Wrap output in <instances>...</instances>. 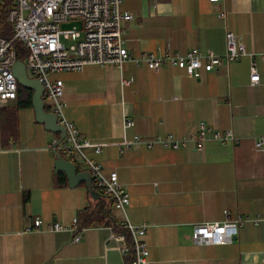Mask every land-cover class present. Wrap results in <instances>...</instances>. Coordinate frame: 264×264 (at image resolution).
Listing matches in <instances>:
<instances>
[{"label": "crops", "instance_id": "obj_1", "mask_svg": "<svg viewBox=\"0 0 264 264\" xmlns=\"http://www.w3.org/2000/svg\"><path fill=\"white\" fill-rule=\"evenodd\" d=\"M121 8L133 16L125 35L131 60L120 68L89 64L52 75L64 82L67 118L101 147L88 154L104 172L117 171L129 193L125 211L109 208L112 218L146 225L151 264H264V151L255 145L264 137V0H123ZM228 30L254 55L226 60ZM158 47L181 53L198 47L223 60L198 79L170 63L154 70L138 61ZM253 60L257 83L250 81ZM33 92L0 100V264H125L108 224L83 227L78 241L77 232L50 229L108 202L96 185L100 195L83 180L69 184L53 148L61 133L23 105ZM126 117L132 126L125 127ZM202 122L209 128L202 149L192 141L180 148L134 141L135 135L183 138ZM227 131L232 137L224 142L212 136ZM123 140L131 147L121 151ZM225 210L249 218L235 239L194 242V226L223 221ZM36 218L42 227L28 230L27 221Z\"/></svg>", "mask_w": 264, "mask_h": 264}, {"label": "built area", "instance_id": "obj_2", "mask_svg": "<svg viewBox=\"0 0 264 264\" xmlns=\"http://www.w3.org/2000/svg\"><path fill=\"white\" fill-rule=\"evenodd\" d=\"M4 0H0V4ZM7 22L11 25L12 36L0 35V100H14L18 97V81L13 72V65L17 58L14 42H20L27 48L26 59L22 60L28 73L38 78L44 86L43 99L50 112L56 115L60 125L66 129V135L60 142L53 145L59 156H68L74 163L82 162L90 172L93 183L108 197L112 207L125 211L130 203L128 191L119 181L117 171L104 172L101 164L88 154L93 148L95 153L101 152L99 145L93 144L84 136L74 122L65 114L66 103L63 101L64 82L53 78L56 72L64 70H79L85 65H112L121 67L132 59L126 46V24L133 16L123 11V0H8ZM219 1V0H211ZM223 15V14H222ZM76 20L70 28H62L61 23ZM250 54L237 34L226 32V51L224 58L234 61L239 57ZM254 55V54H250ZM264 59V54L261 55ZM223 58L212 52H203L198 47L185 53L167 49L157 52H146L138 58L151 69L158 70L165 63L185 68L193 78H200L203 71H212L222 64ZM251 83L259 81L257 61L251 62ZM131 80L123 81L129 84ZM133 120L125 118V127L133 125ZM214 139L224 142L232 137V132H215ZM209 137V128L202 122L198 130L190 132L183 138L173 135L157 136L155 139L143 141L138 135L135 142H143L147 147L160 143L163 146L180 148L188 141L194 142L196 148L202 149ZM259 150L264 151V137L255 141ZM131 142L123 140L121 151L130 148ZM248 217L238 215L232 217L230 211L225 210V219L220 222H204L194 226L192 238L196 243H229L234 240L238 227ZM260 219H255L258 221ZM129 230L132 244L129 245L124 233L116 231L110 225V239L117 242L124 257L133 254V264H151L149 249L144 240L146 225L136 226L128 220L119 222ZM43 220L36 218L27 221L28 230L42 227ZM54 231L70 230L77 232L75 241L80 239L83 227L79 226L78 217H74L68 225L55 222L49 226Z\"/></svg>", "mask_w": 264, "mask_h": 264}, {"label": "water", "instance_id": "obj_3", "mask_svg": "<svg viewBox=\"0 0 264 264\" xmlns=\"http://www.w3.org/2000/svg\"><path fill=\"white\" fill-rule=\"evenodd\" d=\"M13 72L17 78L18 84L22 85L23 87L31 88L34 90L32 96V103L35 107L39 120L47 123L51 130L60 132L61 138L58 142L62 141L66 135V129L59 124L55 114L46 111L45 102L43 99L44 86L41 81L36 77L29 76V73L26 69V65L22 60L16 61V63L13 65ZM58 167L59 169H63L67 172L70 185L73 186L79 181L83 180L86 182L88 190L93 195H100V192L94 188V183L92 181L91 174L88 170L87 172L79 173L77 172V166L73 161L68 160L66 158H62L60 156L58 161Z\"/></svg>", "mask_w": 264, "mask_h": 264}, {"label": "trees", "instance_id": "obj_4", "mask_svg": "<svg viewBox=\"0 0 264 264\" xmlns=\"http://www.w3.org/2000/svg\"><path fill=\"white\" fill-rule=\"evenodd\" d=\"M9 6H10V4H9L8 0H4L0 4V35L11 37L12 36V28H11V25L7 22V11L9 9ZM13 47L16 49L18 59H20V60L26 59V56L28 54V50L26 47H24L18 41L14 42ZM24 89H26V87H23L22 85L18 84V94L20 91H22ZM23 105L33 106L32 94H30L28 100L25 103H23ZM0 112L2 115L3 114L2 110ZM4 121H5V118L3 117V124H4ZM58 178H59V176H58ZM26 198L27 197H25V199ZM105 198L108 202V199L106 196H105ZM111 207L112 206L109 204V202H108V206L106 205V208L104 207L103 204L95 205V206L90 205L86 209L79 212V218H78L79 219L78 220L79 226L80 227H90V226L99 225V224L112 225L115 227L117 232L124 233L126 235L127 242L129 245H131L132 244V238H131V234H130L129 230H127L126 228L121 226L119 224V222H117L115 219L112 218L110 211H109V208H111ZM124 258H125V264H133L134 256L132 253H130L129 256L124 257Z\"/></svg>", "mask_w": 264, "mask_h": 264}, {"label": "rangeland", "instance_id": "obj_5", "mask_svg": "<svg viewBox=\"0 0 264 264\" xmlns=\"http://www.w3.org/2000/svg\"><path fill=\"white\" fill-rule=\"evenodd\" d=\"M74 24H77L79 25L80 23L76 20H68V21H65L63 23H61V27L62 28H70L72 27ZM29 76L33 77L32 74L29 72ZM59 155V154H58ZM118 173V172H117ZM105 195V194H104ZM108 199V197H107ZM108 202H109V199H108ZM109 204L112 206V204L109 202ZM113 208V207H112Z\"/></svg>", "mask_w": 264, "mask_h": 264}, {"label": "bare ground", "instance_id": "obj_6", "mask_svg": "<svg viewBox=\"0 0 264 264\" xmlns=\"http://www.w3.org/2000/svg\"><path fill=\"white\" fill-rule=\"evenodd\" d=\"M95 185V184H94Z\"/></svg>", "mask_w": 264, "mask_h": 264}]
</instances>
